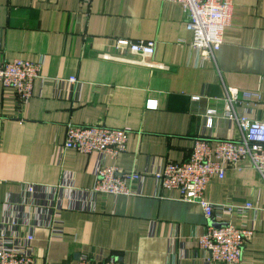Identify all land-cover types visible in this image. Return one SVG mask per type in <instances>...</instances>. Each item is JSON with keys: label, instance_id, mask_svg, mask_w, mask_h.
I'll return each instance as SVG.
<instances>
[{"label": "crops", "instance_id": "obj_1", "mask_svg": "<svg viewBox=\"0 0 264 264\" xmlns=\"http://www.w3.org/2000/svg\"><path fill=\"white\" fill-rule=\"evenodd\" d=\"M119 39L155 41L152 60L166 68L117 59L138 58L117 48ZM193 40L182 6L168 0H0V59L41 64L26 103L0 83V239L32 232L38 264L99 254L131 264H221L198 238L231 221L254 229L239 264H264V182L250 162L228 166L205 197L253 207L208 219L152 176L141 195L93 193L100 158L64 147L68 124L127 128L126 151L105 163L159 171L189 159L199 136L212 145L239 138L223 115L228 87L259 92L237 109L264 121V0H234L217 63L203 61ZM150 100L157 106L147 107ZM210 107L218 111L213 128L205 125ZM53 221L62 234L53 235Z\"/></svg>", "mask_w": 264, "mask_h": 264}, {"label": "built area", "instance_id": "obj_2", "mask_svg": "<svg viewBox=\"0 0 264 264\" xmlns=\"http://www.w3.org/2000/svg\"><path fill=\"white\" fill-rule=\"evenodd\" d=\"M179 3L184 11L187 27L194 34L192 48L197 50L203 61L217 63V52L224 43V33L232 22L234 0H168ZM117 48H127L137 59L118 57L130 63L149 68H166L162 63L152 60L156 42L153 40L129 41L119 39ZM112 56L105 55L109 59ZM41 77V64L15 58L0 59V83L15 90L21 103H26L33 96L34 82ZM70 82H79L70 77ZM259 92L240 91L228 87L224 97V117L239 129V138L218 139L212 145L208 136H199L194 140L189 159L181 162L167 161L159 171L124 172L115 165L105 163V158L116 160L126 151L129 129H113L105 125L66 126L64 147L75 149L83 154L96 153L100 158L97 167V180L93 193L118 197L142 194L145 180L152 176L163 189L179 192V199L196 202L201 205L206 218L216 214L243 215L253 207L252 202L244 205L234 203L215 204L205 197L206 189L214 178L223 179L228 166L235 168L250 162L264 182V121L253 119L237 109L242 103L259 100ZM157 106L151 100L147 107ZM218 111L210 107L206 110V127L213 128ZM136 183L137 189L133 188ZM51 229L53 235L62 234L61 227ZM254 235L253 228H240L231 221L220 226H208L205 233L199 236L200 248L209 251V260L221 264H239L243 259L245 244ZM31 232L18 241L0 239V264H38L31 245L34 240ZM78 264H131L116 257L104 258L82 255Z\"/></svg>", "mask_w": 264, "mask_h": 264}]
</instances>
